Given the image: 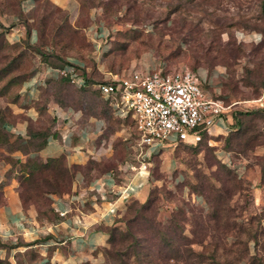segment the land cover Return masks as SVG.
I'll use <instances>...</instances> for the list:
<instances>
[{
	"label": "rangeland",
	"instance_id": "rangeland-1",
	"mask_svg": "<svg viewBox=\"0 0 264 264\" xmlns=\"http://www.w3.org/2000/svg\"><path fill=\"white\" fill-rule=\"evenodd\" d=\"M260 1L75 0L79 10L71 22L68 9L60 6L57 9L49 0H18L17 4L13 0H0V111L9 120L16 117L9 104L20 98L19 76L25 74L26 78L45 65L33 45L42 50L47 47L46 61L51 64L59 63L53 55L64 59L78 57L89 66V80L96 82L102 79L103 72L111 75L125 73L130 68L145 70L158 65L164 69L186 67L200 75L201 88L211 97L237 101L230 109L232 114L253 108L241 100L254 97L264 89V14L259 10ZM21 19L35 27L42 24L45 42L37 37L31 45H26L23 38H6L9 30L23 27ZM99 22L105 29L108 48L94 61V47L88 36ZM97 62L101 64L100 69L96 68ZM91 86L76 88L58 76H51L41 93L44 97L50 92L62 104L81 105L103 118L101 134L110 140L113 152L104 160L89 162L96 170L104 167L113 170L119 160L136 163L137 137L131 117H117L108 104L109 99ZM237 116L240 128L246 129L245 134H239V144L233 139L229 146L224 145V137L234 126L225 134L211 135L206 131L195 143L176 141L163 143L154 151L149 147L144 150L151 177L149 187L156 185L160 190L155 202L158 219L166 220L173 208H182L184 216L189 217L188 205L202 208V213H206V204L191 188L202 174L219 187L218 176L223 175L219 163L233 169L241 181L240 187L231 188L233 192L228 201L233 207L230 220L235 226H247L250 218L261 212L264 185L259 181L261 188L257 187L252 179L261 160L262 152L256 150L264 140L263 118L260 113H237ZM47 119L44 115L37 125L44 126ZM248 134L253 137L245 145L243 141ZM14 144L12 137L0 140V145L8 151ZM33 146L28 143L25 148ZM226 184L234 187L229 179ZM189 221L184 218L179 222L182 225L179 240L196 253L191 257L192 264H264L261 241L264 235L256 244L252 240L246 242L243 232L237 237L229 233L220 236L218 231L213 232L215 221L209 219L213 236L200 237L198 225ZM191 227L195 229L194 234L189 232ZM102 255L97 264H103ZM0 258V264H6L5 256ZM127 264H137L134 255Z\"/></svg>",
	"mask_w": 264,
	"mask_h": 264
},
{
	"label": "crops",
	"instance_id": "crops-1",
	"mask_svg": "<svg viewBox=\"0 0 264 264\" xmlns=\"http://www.w3.org/2000/svg\"><path fill=\"white\" fill-rule=\"evenodd\" d=\"M49 1L68 9L69 21L76 19L79 9L75 0ZM16 27L15 30H9L5 37L17 40L24 38L23 27ZM104 34L105 29L99 22L88 36L94 47L92 53L94 61L108 48ZM36 40V33L31 29L29 41L33 43ZM69 60L81 65L88 75L89 66L78 57L70 56ZM96 68L100 69L101 64L97 62ZM107 75L103 72L102 79ZM51 76L54 75L48 71L46 64L41 70H34L19 86L18 102L9 104L11 111L16 114L14 119L5 122L11 137L18 134L22 138H27L31 126L42 130L48 127L55 135L47 132L45 144L35 151H23L18 148L8 151L0 145V238L10 242L17 239L37 240L32 244L18 243L7 251L0 248V257L5 256L6 264H35L46 259L51 264H81L82 261L97 264L101 255L99 249L106 245L108 229L119 223V218L130 201L144 200L151 177L148 168L146 171L138 172L131 167L137 162L119 160L114 163L113 170L109 167L96 170L95 165L89 163L104 160L113 152L110 140L101 134L103 118L86 111L81 105L62 104L53 99L50 92L43 97L41 91H44ZM95 83L96 81L86 82L78 88L90 85L94 87ZM39 99L41 102H36ZM110 107L117 117L129 115L120 112L113 104H110ZM261 108L264 110V107ZM44 115L48 116L46 124L38 126L37 123ZM49 119H52L50 125ZM233 120V114L228 110L214 120L207 133L225 134L234 127ZM159 145L161 144L151 145L149 149L154 151ZM258 146L260 147L256 151L261 153L264 149V140ZM60 153L69 170H72L73 165L79 169L74 170V177L67 192L50 194L52 207L50 217L38 219L37 208L33 203L28 202L24 207L19 201L18 191L21 187L19 175L23 171L22 163L32 154L45 161L47 157ZM7 157L12 161L10 162ZM259 176L258 169L252 183L261 188ZM127 182L131 183L132 188L122 195L119 189ZM113 207V212H110L109 208ZM59 210H62L63 214H59ZM29 250H33L37 255L28 258Z\"/></svg>",
	"mask_w": 264,
	"mask_h": 264
},
{
	"label": "trees",
	"instance_id": "trees-1",
	"mask_svg": "<svg viewBox=\"0 0 264 264\" xmlns=\"http://www.w3.org/2000/svg\"><path fill=\"white\" fill-rule=\"evenodd\" d=\"M13 1L15 4L18 2V0ZM52 5L57 9H60L59 6L53 3ZM259 10L264 14V0L260 1ZM21 23L24 31L23 43L31 45V42L29 41V32L31 29L35 31L36 37H38L41 42H45L44 27L42 24L35 27L28 24L25 19H21ZM33 49L38 52L40 60H42V62L44 61L47 66H60L64 63L74 62L69 59L59 58L58 55H53L54 58L59 60V63L51 64L46 61L48 55L47 47L45 50H42L38 45H33ZM8 64H10L9 60H7L6 65ZM78 67L84 77V83L90 82L84 68L79 64ZM1 69H4V67ZM25 76V74L19 76V81L22 82L25 79ZM58 77L72 83L67 76L58 75ZM72 84L75 85L74 83ZM80 86H83V84L78 87ZM237 113H260L262 118H264V110L259 106H253V108L247 110L235 111L233 113V123L235 128L234 130H230L224 137L225 146H229L233 139L239 144V134L246 133V129L240 128V118L237 116ZM7 120H9V118L0 111L1 141H6L7 137H11L5 124ZM51 121L52 119H49V125L51 124ZM30 126L31 125L29 124V128ZM261 129L263 130L262 135L264 138V124H261ZM47 132L55 135V132L49 131L48 127L42 130L31 126L27 138H22L18 134H15L12 137L15 143L13 148H18L23 151L38 150L45 144V135ZM204 133L205 132H202L201 136ZM251 137L253 136L249 135L247 140L243 141V143L246 145L248 139ZM28 143H32L34 145L33 148H25V145ZM260 155L259 181L260 184L264 185V149ZM22 164L23 171L19 175L21 187L18 191L21 205L25 207L28 202H31L37 208L38 219L46 216L50 217L49 212L52 211V207L50 206V194L67 192L74 177V170H78L79 168L76 165H73L72 170H69L64 164L62 153L47 157L45 161H42L35 154H32L29 155ZM219 169H222L223 174L221 177L218 176V181L220 183L219 187L204 174L200 175L197 182L192 185L191 191L195 196L201 197L203 203L207 206L206 213L204 214L202 213V208L195 209L192 205H188L187 210L190 213L189 217L184 216V210H182V208H173L166 220L158 219V205L155 202L157 199V193H159L160 190L156 185L147 189L144 200L130 201L127 204L128 206L124 213L119 218V223L114 224L108 229L106 245L99 249L103 254V264H127L131 255H134L137 264H192L194 260L191 257L196 253L191 247L183 245L184 243L179 240V232L182 228V225L179 222L184 218H188L190 220L189 223H193L194 226L198 225V234L200 237L203 235H209L210 237L213 236V233H211L213 228H210L208 223L209 219H211L215 221L213 232H215V230L218 231V235L225 236L229 233L230 235L237 237L238 234L243 232L246 237V242L252 240L253 244H256L259 241V238L262 237L261 235H264V206L259 214L250 218L247 222V226H235L233 223L234 221L230 220V212L233 210V207L230 206L228 201L230 194L233 192V189L231 188L240 187L241 181L238 174L233 169L225 166L224 163H219ZM228 179L232 181L234 187L227 186L226 181H228ZM229 231H231V233ZM189 232L194 234L195 229L191 227L189 228ZM35 241L37 240H16L10 242L9 240H3L0 238V248L9 250L18 243L32 244ZM261 241L264 245L263 238ZM36 255V252L30 250L28 258H34ZM35 264L51 263L46 259L43 262L41 261ZM81 264L89 263L87 261H82Z\"/></svg>",
	"mask_w": 264,
	"mask_h": 264
},
{
	"label": "built area",
	"instance_id": "built-area-1",
	"mask_svg": "<svg viewBox=\"0 0 264 264\" xmlns=\"http://www.w3.org/2000/svg\"><path fill=\"white\" fill-rule=\"evenodd\" d=\"M54 76H67L77 87L84 83L76 62L47 66ZM197 73L178 67L164 69L130 68L125 73H111L95 83L94 88L109 99L116 109L129 114L137 137L136 171H146L148 160L144 150L151 145L184 141L195 143L202 132L237 101L225 102L207 94ZM245 105L264 107V89L254 97L241 100ZM125 183L119 193L131 189ZM113 212V208H109ZM63 214L62 210L58 211Z\"/></svg>",
	"mask_w": 264,
	"mask_h": 264
}]
</instances>
